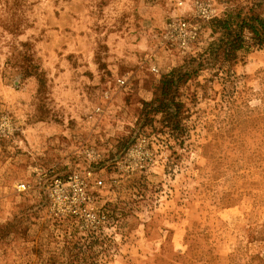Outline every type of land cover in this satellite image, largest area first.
<instances>
[{
    "label": "rangeland",
    "instance_id": "1",
    "mask_svg": "<svg viewBox=\"0 0 264 264\" xmlns=\"http://www.w3.org/2000/svg\"><path fill=\"white\" fill-rule=\"evenodd\" d=\"M253 16L264 0H0V264H264ZM181 19L188 52L163 39Z\"/></svg>",
    "mask_w": 264,
    "mask_h": 264
},
{
    "label": "built area",
    "instance_id": "2",
    "mask_svg": "<svg viewBox=\"0 0 264 264\" xmlns=\"http://www.w3.org/2000/svg\"><path fill=\"white\" fill-rule=\"evenodd\" d=\"M194 25L189 19H181V20H170L163 32L164 41L167 43H173L176 46H180V49L186 50V52L191 51L190 42L188 39H190V34L193 33ZM153 70L156 71L157 69L153 67ZM19 121H23V118H19ZM9 122V120L7 121ZM8 132L10 133L8 136H14L13 132L11 133V130L9 129ZM5 135V134H4ZM72 178V177H70ZM77 179V176H75V179ZM84 181V180H83ZM57 187H60V182L57 184ZM20 190L27 189L26 183L19 184Z\"/></svg>",
    "mask_w": 264,
    "mask_h": 264
},
{
    "label": "trees",
    "instance_id": "3",
    "mask_svg": "<svg viewBox=\"0 0 264 264\" xmlns=\"http://www.w3.org/2000/svg\"><path fill=\"white\" fill-rule=\"evenodd\" d=\"M227 21H224V27H227ZM242 23V27H244L245 25H248V27L251 29L252 35L253 37H255V39L258 42L264 43V19L258 17V16H253L252 18H250V22L245 18L241 21ZM238 39H234V45L232 46L233 49H240L241 47H243L242 44V36L238 35L237 36ZM170 78V79H169ZM173 83V77L172 74H169L166 76L165 80L163 81L164 86L166 87V94H168L170 92L171 89V84ZM164 103V100H160L159 101V106H161ZM147 106H153V103H148L146 104ZM157 106V107H159ZM156 107V108H157Z\"/></svg>",
    "mask_w": 264,
    "mask_h": 264
}]
</instances>
